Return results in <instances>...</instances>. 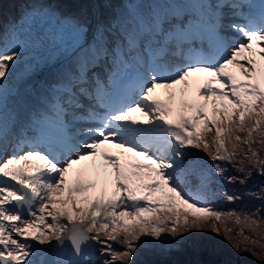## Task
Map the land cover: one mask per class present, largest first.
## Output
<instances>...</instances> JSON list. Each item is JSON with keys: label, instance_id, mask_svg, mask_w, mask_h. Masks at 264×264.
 I'll use <instances>...</instances> for the list:
<instances>
[{"label": "snow or ice", "instance_id": "6c2138e0", "mask_svg": "<svg viewBox=\"0 0 264 264\" xmlns=\"http://www.w3.org/2000/svg\"><path fill=\"white\" fill-rule=\"evenodd\" d=\"M145 2L127 0L117 29L99 25L93 49H72L26 124L4 112L6 80L20 54L0 49V264H35V244L53 239L56 249L66 241L71 249L69 259L57 255L54 264H89V241L110 256L103 264H130L142 238L175 240L210 220L241 223L235 212L201 203L180 184L185 175H197L201 184L208 179L194 162L183 167L188 149H202L224 176L220 162L233 163L236 149L247 146L246 159L264 176V140H253L264 136V0ZM225 8L229 19L244 22L225 24ZM75 27L78 33L85 26ZM205 35L216 56L172 62L185 56L183 45ZM213 130L209 142L204 134ZM244 220L255 232L258 220ZM208 230L219 234L215 224ZM237 235L253 239L243 229ZM117 242L124 250L113 247Z\"/></svg>", "mask_w": 264, "mask_h": 264}, {"label": "rangeland", "instance_id": "374dc122", "mask_svg": "<svg viewBox=\"0 0 264 264\" xmlns=\"http://www.w3.org/2000/svg\"><path fill=\"white\" fill-rule=\"evenodd\" d=\"M194 2L196 3L195 0H191V3ZM49 6H54V5L50 3ZM224 11H227L226 12L227 15V13L230 10L225 8ZM118 17L120 21H122L123 18L125 17L124 7L118 8ZM53 18L55 17L50 16L48 22L54 23ZM233 22H239V21L234 19ZM20 24L26 25V23L24 22ZM19 31L23 32L26 30L13 26L6 33L9 42L8 41L5 43L0 42V49H15L20 54L19 58L15 61V64L12 66L9 73L13 75L23 70V75H21L20 77L18 74V76H16V78H14L13 81H9L10 79L8 78L6 80L5 93H4V105H5L4 112L6 117L14 114V112L16 111L15 106L18 104V102L21 99L24 98V94H27L29 91L35 90V87H37L36 83L40 81L41 78L48 76L51 83L54 84V82L58 78L57 75L58 68L62 65L66 66L68 63H70L68 56L70 49H68L67 51H65L64 49H60L58 47L53 48V50L51 51H41V49H38L37 51L38 53H40V56H35V54H31V53H26V54L20 53V50L23 49V45L20 44L21 42L17 34ZM47 34L48 33L46 31L44 30L42 31L43 37L48 41L49 37ZM227 34L231 35V33H227ZM56 38L58 39L57 36ZM84 46L87 47V44L85 43ZM175 58L176 60H178L180 57H175ZM48 63L54 64L51 71H49V73L47 74L45 73L39 74V69L43 65H46ZM191 83L192 81L190 80V84ZM157 93L161 97L165 95L163 90L162 91L157 90ZM191 96L192 93L191 91H189L188 97L191 98ZM28 99L29 98L27 96L26 100ZM40 103L41 102L39 101L35 102L36 113L40 110L39 108H37L39 107ZM188 154L189 152L186 153L185 159L183 160V167L187 168L189 164L194 162L197 171L202 172L208 178L206 183L204 184L209 183L212 177L211 175H208L205 171H208V168L212 166V161L208 160L207 158L202 160L192 159L188 156ZM260 158L264 159V155H261ZM214 180L216 181V183L220 182L219 178ZM206 187L207 186H205L204 188ZM207 191H208L207 193L210 195V198L213 199L214 193L216 191V186L213 187L208 186ZM198 193H199V189L196 188L195 191L191 193V196L195 198L196 195H198ZM213 201H216V199ZM246 212L252 214L249 216L250 218L258 220V224L254 226L255 232H253L252 229L248 227V222L245 221L244 219H241V223L239 224L235 222V219L233 220L224 219L223 222L210 220L207 222L206 225H202L203 230L191 229L188 232H186L185 233L186 237L183 240V241L186 240V242L182 245L181 249L174 250L172 249L174 246L166 250H162L158 248L156 249L151 246L138 247L130 264H179L181 261H182L181 264H185L187 263V261H189L191 264H264V209L262 210L257 209L255 212L249 209ZM24 218L25 219L28 218L26 213L24 215ZM62 222L67 223L66 220ZM212 224H215L216 227L219 229V234H215L210 230H208L211 228ZM225 227L231 228L233 231L225 232ZM240 229H243L244 235L251 236L253 239L244 241L242 236L237 235V232ZM198 235H202V237H199ZM167 236L168 235L166 234L163 235L161 240L165 239ZM214 238L218 241V244L212 245L213 247L211 248L212 253H210L206 249L200 248L202 246L208 245L207 242L208 241L210 242V240ZM148 240H152V239L142 238L139 244L146 245ZM93 243L94 241H89L86 247V251L90 255L89 264H103L104 260L110 259V256H102L100 254V248L102 246L99 244H96L92 252L94 245ZM44 246L35 244L33 250L35 253L36 252L37 253L34 256H36L39 252H42L41 249H43ZM48 247L51 248L50 245H48ZM113 247L118 251L124 250L119 245L118 242L114 243ZM204 250L207 251V253H202ZM48 252L55 253V251H48ZM217 252L220 253V256H215ZM198 254H201L199 259L197 258ZM94 256H96V258L92 259ZM33 257H31V259L35 262V264H39L35 259V257L34 259ZM64 260L67 259L65 258ZM43 261L44 262L41 261L40 262L42 264L50 263L48 262L47 257H44ZM118 263L119 262H116V264Z\"/></svg>", "mask_w": 264, "mask_h": 264}, {"label": "trees", "instance_id": "16d2710c", "mask_svg": "<svg viewBox=\"0 0 264 264\" xmlns=\"http://www.w3.org/2000/svg\"><path fill=\"white\" fill-rule=\"evenodd\" d=\"M97 2L101 9V21L103 25H108L111 23V25L115 27L111 17L115 15V9L120 5L121 0H97ZM50 3H52L54 6H49ZM40 10L42 17H46L48 19L50 14H53L59 20H63L66 23L64 27L65 30L75 27L76 22H79V24L85 26L79 30L80 34L84 35L86 29L90 25L91 10L87 0H48L47 4L43 6L38 2V0H0V35L3 33L2 30L9 26V24L15 20V17L18 15L20 16L22 12H30L37 18L39 15L38 11ZM65 17L70 19H63ZM42 26L47 27L46 23L41 24L40 22H37L36 27L40 28ZM117 34L113 33V36ZM23 40L29 44L35 43L38 45L45 44L46 42L42 37L38 36V32H35L34 39L31 40L30 38L23 36ZM246 126L250 127L251 122L249 121ZM204 135L207 137L208 141L211 142V139L214 135V130L213 132L205 133ZM236 135L243 139L247 135V132H233V136ZM253 140H264V136L254 135ZM228 146L231 147V145ZM253 147L260 148L261 145L257 143L253 145ZM236 150L239 155L236 157V160L233 163L230 164L227 162H220L221 166L225 169L224 176H218L212 166L208 168V172H206L212 177L210 186H216L214 198L211 199L206 190H203L199 195H197L196 198L199 199L201 203L210 204L216 210L221 212H235L240 216L241 219H244L242 216L252 215L247 213V210L250 209L251 211L255 212L257 209H264V176L260 175L259 172L254 170L252 168V164L246 159L247 146L241 145ZM187 152H189L188 156L192 159L202 160L207 158L210 160L207 153H205L202 149H188L186 153ZM261 155H264V151L260 153V156ZM240 161H243V164H241ZM241 167H243V171H239ZM249 172H251L250 175ZM232 176L237 177V180L235 182L229 183L227 177ZM182 177L185 179L186 187L189 188V190L200 184L198 180L199 177L197 175H185ZM218 178L220 179V182L216 183L214 179ZM240 181L244 182L241 183ZM227 195L238 197V199L229 202L225 199V196ZM215 199L216 201H213ZM233 219H235V217H232L230 220ZM198 236L202 237V235ZM185 237V234H183L178 236L175 240H172V238L168 235L165 239L159 240L158 242L154 240H148L146 245L139 244V247L151 246L156 249L158 248L166 250L174 246L172 249L177 250L181 249L182 245L186 242V240L183 241ZM207 244L208 245L202 246L200 248L206 249L212 253V245L218 244V241L214 238L210 240V242L208 241ZM202 253H207V251L204 250ZM200 255L201 254L197 255L198 259ZM215 256H220V253L217 252ZM181 263L182 261L179 264ZM185 264L191 263L187 261Z\"/></svg>", "mask_w": 264, "mask_h": 264}, {"label": "water", "instance_id": "95a60500", "mask_svg": "<svg viewBox=\"0 0 264 264\" xmlns=\"http://www.w3.org/2000/svg\"><path fill=\"white\" fill-rule=\"evenodd\" d=\"M66 243V242H65ZM65 251V249L64 248H62V249H57V251H55V253L57 254V255H60V256H62V255H67V253H65L64 252Z\"/></svg>", "mask_w": 264, "mask_h": 264}, {"label": "bare ground", "instance_id": "6f19581e", "mask_svg": "<svg viewBox=\"0 0 264 264\" xmlns=\"http://www.w3.org/2000/svg\"><path fill=\"white\" fill-rule=\"evenodd\" d=\"M64 246H65V251L64 252L65 253H69L71 251V249H70V243L66 241V243H65Z\"/></svg>", "mask_w": 264, "mask_h": 264}]
</instances>
